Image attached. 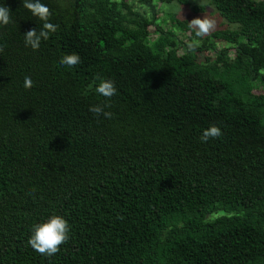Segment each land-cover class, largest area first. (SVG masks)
I'll return each mask as SVG.
<instances>
[{"label": "trees", "instance_id": "obj_1", "mask_svg": "<svg viewBox=\"0 0 264 264\" xmlns=\"http://www.w3.org/2000/svg\"><path fill=\"white\" fill-rule=\"evenodd\" d=\"M210 1L239 28L166 29L155 0H41L59 27L33 50L43 22L0 0V264H264V0ZM105 103L111 119L89 111ZM52 215L70 239L49 258L28 240Z\"/></svg>", "mask_w": 264, "mask_h": 264}, {"label": "clouds", "instance_id": "obj_2", "mask_svg": "<svg viewBox=\"0 0 264 264\" xmlns=\"http://www.w3.org/2000/svg\"><path fill=\"white\" fill-rule=\"evenodd\" d=\"M23 7L30 10L33 16L39 18L42 21V28L37 31L35 28L24 33L25 45L30 46L33 50H38L40 44L50 38V34H54L58 30V25L49 22L52 15L50 8L41 3V0H22ZM11 9L10 7L0 5V24L7 26L11 22ZM217 26V22L214 19L207 17L194 18L188 22V28L192 30L196 37L203 38L209 35ZM194 45L190 44L189 49H193ZM3 49L0 48V52ZM60 63L68 67H74L81 63V57L78 53L67 54L61 58ZM97 79H100L97 76ZM25 89H31L33 87V80L31 77L26 76L24 78ZM96 92L101 94L107 100L113 97L117 89L114 82L111 80H101ZM110 103L102 105H95L89 108V111L96 116L103 115L104 117L111 119L112 113L105 111L106 108H110ZM222 135V131L219 127L213 125L208 129H205L200 136L201 142H207L210 138H219ZM70 226L68 221L59 216L52 215L45 222L33 225L32 235L28 240V244L34 251L45 256L52 257L60 251V246L65 244L69 239Z\"/></svg>", "mask_w": 264, "mask_h": 264}, {"label": "rangeland", "instance_id": "obj_3", "mask_svg": "<svg viewBox=\"0 0 264 264\" xmlns=\"http://www.w3.org/2000/svg\"><path fill=\"white\" fill-rule=\"evenodd\" d=\"M133 1V0H128ZM189 6H183L178 4L176 1L171 3H159L158 0H155V3L158 7L159 13L157 15L159 23H166V29H173L172 22L170 18H176L180 21H186L187 24L194 18H203L207 17L210 19H214L217 22L216 28L213 30H224V29H238L239 26L235 23H230L226 19L222 18L218 12L215 10L210 0H188ZM135 9H139L142 11H147V8L141 7L138 4H135ZM202 7L204 10L202 12H195L192 10V7ZM150 16V13L147 14ZM160 16V17H159ZM223 45L224 43H220ZM261 74L264 75V69L261 71ZM220 215V214H218ZM216 216H213V218Z\"/></svg>", "mask_w": 264, "mask_h": 264}]
</instances>
